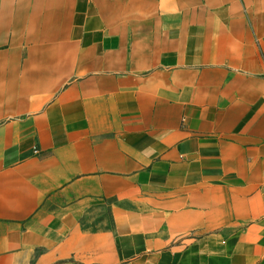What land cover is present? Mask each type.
I'll use <instances>...</instances> for the list:
<instances>
[{
  "label": "crops",
  "instance_id": "1",
  "mask_svg": "<svg viewBox=\"0 0 264 264\" xmlns=\"http://www.w3.org/2000/svg\"><path fill=\"white\" fill-rule=\"evenodd\" d=\"M0 264H264V0H0Z\"/></svg>",
  "mask_w": 264,
  "mask_h": 264
}]
</instances>
